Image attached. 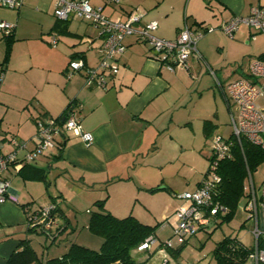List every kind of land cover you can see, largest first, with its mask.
<instances>
[{
	"label": "crops",
	"instance_id": "0c3cea01",
	"mask_svg": "<svg viewBox=\"0 0 264 264\" xmlns=\"http://www.w3.org/2000/svg\"><path fill=\"white\" fill-rule=\"evenodd\" d=\"M88 1L100 6L111 19H124L132 11H139L142 16L138 25L156 21L154 34L166 39L175 38L185 24L196 29L217 27L233 15H247L250 6L257 2L264 8V0H122L120 4L108 0ZM0 7V21L15 25L13 44L33 36L38 38V34L44 32L58 31L74 36L60 47L58 42L54 46L51 41L40 38L43 44L59 47L49 61L32 62V55L17 57L10 54L3 66L6 43L0 35L4 39V52L0 57V71L4 72L0 84V152L13 149L12 137L26 142L25 148L17 150V161L4 173L10 181L11 191L17 195V202H0V264H5L21 239H29L38 256V262L30 264H50L48 261L63 255L71 243L98 249L102 239L93 242L78 240L92 211L106 210L116 217L129 213L144 224L154 225L140 218L142 212H132L135 207L131 206L129 210V199L142 191L162 195L158 192L164 188L161 185L164 183L163 174L171 157L164 151L162 158L153 157L154 163L152 156L160 154L157 141L167 147L176 145L171 135L167 136L165 132L168 122L176 118V110L180 108L178 103L186 100L180 81L191 75V70L222 67L245 57L264 56V34L254 33L251 28L240 24L231 38L219 29L205 34L197 42L199 57L190 56L189 68L178 67L169 71L160 67L148 44L138 41L135 35H128L124 38L125 51L117 58L118 72L109 87L101 89L88 83L82 74L70 78L64 74L72 58L82 57L87 65H96L98 61L97 47L102 39L96 38L93 32L90 35L86 31L83 35L73 33L69 24L76 17L65 21L67 28L64 32L59 28L64 23L53 15L54 0H22L17 8L1 4ZM80 27L83 26H79L78 32ZM253 34L254 39L251 38ZM29 68L49 73L45 79L34 76L30 82L21 85V72ZM237 75L247 77V65ZM12 95L17 99L13 100ZM71 102L80 105L77 116L82 129L92 134L91 142L86 144L71 131H64V136L57 135L45 153L21 163L24 155L36 144V119L41 115L61 116ZM203 123L201 131L206 136ZM199 182L200 178L195 187ZM114 198L128 204L114 205ZM100 200L104 201L103 207L95 204ZM52 201L57 202L59 209V225L53 227L55 232L53 229L29 232L26 212ZM171 201L175 203L168 213L162 214L163 217L171 215L178 205L173 197ZM61 224H64L61 229L67 227L60 233L61 229L57 230V227ZM69 232L77 237L64 240L62 252L58 248L56 254L50 255L49 250L44 252L41 242L54 244ZM145 264L159 263L151 256Z\"/></svg>",
	"mask_w": 264,
	"mask_h": 264
},
{
	"label": "built area",
	"instance_id": "2783aa9c",
	"mask_svg": "<svg viewBox=\"0 0 264 264\" xmlns=\"http://www.w3.org/2000/svg\"><path fill=\"white\" fill-rule=\"evenodd\" d=\"M122 0H108L110 3H120ZM1 5L20 7L22 0H0ZM53 15L57 20L65 21L76 17L89 22L97 30L96 38H101L97 47L98 61L96 65H87L82 57H75L68 61L65 76L72 77L82 74L88 83L106 89L118 72L117 58L125 51L124 38L135 35L138 41L149 45L154 57L161 68L173 71L175 68H189L190 56L199 57L197 42L205 34L219 29L226 36L233 37L240 24L251 28L254 33L264 34V8L259 2L250 6L247 15H233L223 20L217 27L204 26L200 29L185 24L175 38L166 39L154 34L157 29L156 21H149L138 25L141 18L139 11H132L126 18L111 19L103 13L100 6L90 4L88 0H54ZM14 23L0 21V33L8 35L13 31ZM255 38V34L251 36ZM58 38L52 36L51 44L56 45ZM247 77L231 80L226 85L227 99L233 103L235 113L232 115V138H224L217 134L213 138L209 166L202 179L192 192L179 194L182 203L175 209L171 218L173 235L186 238L199 229L210 230L215 226L218 213H225L226 208L216 201L213 196L221 176L218 174V162L222 158L231 156V145L234 140L245 138L251 143L264 149V58H252L247 67ZM3 73L0 72V83ZM79 104L71 105L64 114L62 121L53 117H41L36 120V144L32 150L24 155L21 163L32 161L37 155L45 153L54 144V139L61 132L71 131L79 136L86 144L92 140V134L82 129L77 111ZM10 143L14 146L7 153L0 152V202H17V195L10 189V181L4 176L8 167L17 161L18 148H25L26 142L12 137ZM248 189L244 185L243 208L247 219L253 221L251 234L254 246L248 254V259L254 264H264V181L256 189L252 176L249 175ZM58 204L55 201L39 206L34 211H27L26 223L28 228L38 231H48L59 225L56 215ZM213 221V222H212ZM209 223H212L211 227ZM156 242L154 235H149L138 246V250H145L152 255V245ZM172 247V242H160L158 252L164 258L160 264H167L165 252ZM55 264V263H52Z\"/></svg>",
	"mask_w": 264,
	"mask_h": 264
},
{
	"label": "rangeland",
	"instance_id": "374dc122",
	"mask_svg": "<svg viewBox=\"0 0 264 264\" xmlns=\"http://www.w3.org/2000/svg\"><path fill=\"white\" fill-rule=\"evenodd\" d=\"M145 4H147V1ZM79 26H83L80 27V32L77 31ZM69 27L73 33L77 32V34L80 35H83V32L85 31L89 32V35L92 32L94 35L97 34V30L94 26L89 22L87 23V21H80L77 18L70 22ZM0 35H2V33H0ZM53 35L58 38L59 47L63 43L69 42V39L74 37L69 36L68 34H60L58 31H52L50 33L44 32L43 35L39 33V39L34 38L33 36L31 39H23L22 41L18 40L15 42L16 44H13L11 49V55L15 54L17 57H28L29 55H32V62H39L40 60L49 61L54 57V53L59 47L52 48L53 46L50 43H45V41V44H43L40 38L50 42ZM3 52L4 39L0 36V57ZM250 58L251 57L238 59L236 62H232L222 67L212 66L211 68H205L204 70L201 69L199 71L191 70L192 74H188L187 77L182 78L180 81L182 83L181 87H183L182 91L186 93V100L178 103L177 106L180 108L176 110V112L178 111L177 113L175 112L176 118L168 122L169 127L165 132V135H171L172 141H175L176 145L171 144L167 147L166 144H162L161 141L158 143L157 141V146L161 148V151L159 152V155L155 154L152 156V159L153 157L162 158V153L165 151V154H168L171 157L163 174L164 183L161 185H163L164 188L160 189V192H158L162 193V195L159 196V194H151L149 192L142 193V191L139 195L136 193L134 197L129 199L128 206L129 210L131 209V206L133 208L135 207L134 210H132L134 213L136 212L138 214L139 211L142 212L143 215H140L141 219L153 222L152 224L154 225L157 224L156 230L158 231L157 233L156 231L154 233L156 242L152 245L153 253L151 256L153 261H158L159 264L164 256L162 253L160 254L158 252V245L160 242H166L167 240L172 242V247H167V251L165 252V260H167V264H217L213 256V249L216 244L226 236L236 237L247 247L254 246V239L251 234L253 221L247 219V213L243 208V198L241 199L233 218L225 221L223 220L222 215H217L218 222L215 224L214 228H211L210 230L199 229L195 234L184 239L177 238L173 235V227L170 224V219L173 213L171 215H164V217L162 216V214H166V212L168 213L170 211V206L175 203L171 201L172 197L178 202V205L175 207L176 209L182 203V200L178 197L179 194H182L185 191L192 192L195 190L197 179H202L203 174L209 166L214 136L220 134L224 138L231 137L233 132L232 115L235 113V110L233 103L226 97L225 89L228 82L242 77L237 74L242 72L246 65L248 67ZM48 73L47 70L29 68L26 71L21 72L20 84L23 85L30 82V79L34 76L40 79H45L47 78ZM21 88H23V86L19 89ZM23 91H26V89L24 88ZM11 98L13 100L17 99L16 95H12ZM205 119L209 120L210 124L208 134L203 136L201 129L202 123L204 122L203 120ZM153 161L155 163L154 159ZM251 176L256 189H259L262 181H264V162L259 164L257 168L253 170ZM244 185L248 189V176L244 179ZM113 204L124 206V204L127 205L128 203L114 198ZM148 207L150 210H147ZM80 220L82 221V219ZM52 229L53 232H55V228ZM75 237H77V235L73 236V232H69L64 234L62 238L60 237L56 240L54 244H49L48 241L47 245H45L44 242H41L43 250L44 252L49 250L50 255L56 254L57 248L59 252H62L65 244L64 240L70 241ZM79 239L84 242H93L94 240L101 241L102 238L99 235L91 233L86 227L78 235V240ZM146 252L148 251L138 250L135 255L137 258H142V255H147ZM244 264H254V262L248 259Z\"/></svg>",
	"mask_w": 264,
	"mask_h": 264
},
{
	"label": "trees",
	"instance_id": "16d2710c",
	"mask_svg": "<svg viewBox=\"0 0 264 264\" xmlns=\"http://www.w3.org/2000/svg\"><path fill=\"white\" fill-rule=\"evenodd\" d=\"M65 21H61L64 24L59 27L64 32L67 28ZM12 32L3 35L6 43L5 54L1 63L3 66L7 64L11 54L14 41ZM259 58H264V56ZM2 71L0 72L3 73ZM73 104V102L69 103L61 116L53 118L62 121L66 110ZM41 117L49 116L41 115L39 118ZM209 124V120H204L205 135L208 134ZM229 138H232V135ZM230 150L231 156L222 158L218 162L217 171L221 176V182L213 196L216 201L226 208L225 213H218V215H222L225 221L233 218L241 199L245 195L244 179L246 176L251 175L259 164L264 162V149L245 138H241L239 141L234 140ZM103 202V200H100L96 201L95 204L103 207ZM215 222H218L217 216ZM63 225L57 227V230L61 229ZM66 227L64 226L60 233L64 232ZM156 227L157 224H144L131 214L116 217L106 210L92 211L87 228L91 233L102 238L100 247L92 249L77 243H71L63 255L57 256L48 262L50 264H145L150 255H142V258H137L135 253L138 252V246L146 237L154 235ZM28 231L40 233V231L32 228H28ZM251 250L252 247L245 246L236 237L226 236L214 247L213 256L217 264H244L248 260V254ZM32 262H38V256L31 247L29 239H21L5 264H30Z\"/></svg>",
	"mask_w": 264,
	"mask_h": 264
},
{
	"label": "water",
	"instance_id": "95a60500",
	"mask_svg": "<svg viewBox=\"0 0 264 264\" xmlns=\"http://www.w3.org/2000/svg\"><path fill=\"white\" fill-rule=\"evenodd\" d=\"M63 119H64V117H62V120H63ZM60 135H61L62 137L64 136L62 132L60 133Z\"/></svg>",
	"mask_w": 264,
	"mask_h": 264
}]
</instances>
